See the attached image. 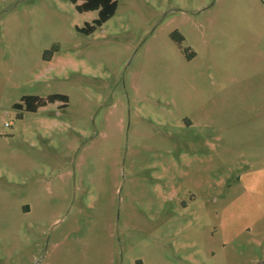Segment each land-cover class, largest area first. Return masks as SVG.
Here are the masks:
<instances>
[{"label":"rangeland","instance_id":"1","mask_svg":"<svg viewBox=\"0 0 264 264\" xmlns=\"http://www.w3.org/2000/svg\"><path fill=\"white\" fill-rule=\"evenodd\" d=\"M98 17L0 0V264H264V0Z\"/></svg>","mask_w":264,"mask_h":264},{"label":"trees","instance_id":"2","mask_svg":"<svg viewBox=\"0 0 264 264\" xmlns=\"http://www.w3.org/2000/svg\"><path fill=\"white\" fill-rule=\"evenodd\" d=\"M79 13L97 11L99 17L93 21V23H87L83 28H77V30L84 35L93 34L99 27H102L107 21H109L118 9V0H70ZM82 1V3H80ZM179 44L183 41V37L178 33L173 34ZM56 50L54 47L52 50L47 51L45 55L52 54ZM192 56H190L191 58ZM57 102L63 103L62 107H67L69 97L65 94H52L47 98L39 96L29 95L24 96L21 102L14 104L13 108L18 111H22L24 107L28 112H37L43 107H47L50 104ZM22 114H18V118H22Z\"/></svg>","mask_w":264,"mask_h":264}]
</instances>
